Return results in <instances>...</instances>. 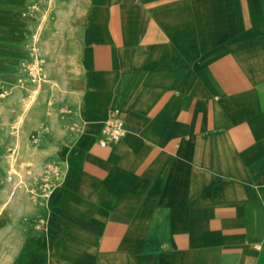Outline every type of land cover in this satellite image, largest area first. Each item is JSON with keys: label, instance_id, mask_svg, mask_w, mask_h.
<instances>
[{"label": "crops", "instance_id": "obj_1", "mask_svg": "<svg viewBox=\"0 0 264 264\" xmlns=\"http://www.w3.org/2000/svg\"><path fill=\"white\" fill-rule=\"evenodd\" d=\"M34 7L60 179L0 190L3 264H264V0H0V115Z\"/></svg>", "mask_w": 264, "mask_h": 264}, {"label": "rangeland", "instance_id": "obj_2", "mask_svg": "<svg viewBox=\"0 0 264 264\" xmlns=\"http://www.w3.org/2000/svg\"><path fill=\"white\" fill-rule=\"evenodd\" d=\"M31 16L40 24L32 36L30 58L25 61L24 75L7 91V104L0 115V190L27 197L48 194L60 179L53 156L41 159L38 150L52 134L56 117L62 120L67 113L55 99L54 74L48 72L55 69L54 56L40 41L42 22L51 17L50 10L34 7ZM4 247L0 248V264L6 261Z\"/></svg>", "mask_w": 264, "mask_h": 264}, {"label": "built area", "instance_id": "obj_3", "mask_svg": "<svg viewBox=\"0 0 264 264\" xmlns=\"http://www.w3.org/2000/svg\"><path fill=\"white\" fill-rule=\"evenodd\" d=\"M123 135V121L120 117H110L104 123L102 137L99 139L101 145L113 143Z\"/></svg>", "mask_w": 264, "mask_h": 264}]
</instances>
